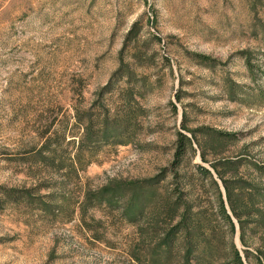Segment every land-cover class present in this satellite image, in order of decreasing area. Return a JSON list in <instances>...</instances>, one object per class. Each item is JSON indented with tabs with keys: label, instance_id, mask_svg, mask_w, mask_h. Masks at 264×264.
<instances>
[{
	"label": "rangeland",
	"instance_id": "obj_1",
	"mask_svg": "<svg viewBox=\"0 0 264 264\" xmlns=\"http://www.w3.org/2000/svg\"><path fill=\"white\" fill-rule=\"evenodd\" d=\"M230 163L264 213V0H0V264H264Z\"/></svg>",
	"mask_w": 264,
	"mask_h": 264
},
{
	"label": "trees",
	"instance_id": "obj_2",
	"mask_svg": "<svg viewBox=\"0 0 264 264\" xmlns=\"http://www.w3.org/2000/svg\"><path fill=\"white\" fill-rule=\"evenodd\" d=\"M217 135L219 138H225V137H230L231 135L228 134H223L218 132ZM190 141L189 139H187L184 135H182L181 133H178V140H177V148L175 150V154H174V160L177 162L178 160L181 159L183 153H184V148L186 146H189ZM213 148V147H212ZM241 166V165H240ZM240 166L237 165L236 163H230L229 166L219 169L217 167L216 170L218 171V175L220 177V179L222 180L225 192H226V198L228 203L230 204V210L231 213L233 214V216L238 219V220H246L247 222L250 223L251 227H258L261 228L262 230V234L260 235L258 239L259 243H260V247H259V255L260 257L264 255V213L263 211H261L260 209H258L257 207H255V201L252 197V195H249V200L247 202H240L239 199H237L236 197H234V191L239 190L241 191L243 188L238 187V189H236L232 183L230 181H228L226 179V175L227 173L231 172L232 175L229 176V178L231 179H235L238 176V172L240 169ZM203 173H205V175L208 174V172L204 169H202ZM220 197V199H219ZM218 199L220 200L219 204H220V209L221 210H225L222 200H221V196L219 195ZM165 211L164 213L166 214L167 217V222L170 223L173 221L174 219V214L176 213L177 209H178V205L176 202L175 203H171L170 201L167 202V205L165 206ZM169 212H172L170 215L168 214ZM225 213V212H224ZM169 215V216H168ZM222 215L224 216L225 220L228 223L229 226V230L230 231H234V225L233 222L230 218V216H228L227 214L224 215L222 213ZM157 225L159 224V222L156 223ZM155 224V225H156ZM244 233V231H243ZM255 234V233H254ZM247 255V253H246ZM234 259L236 261L237 264H242L241 261V257L238 254V251L235 250L234 253ZM258 261V259H257Z\"/></svg>",
	"mask_w": 264,
	"mask_h": 264
}]
</instances>
